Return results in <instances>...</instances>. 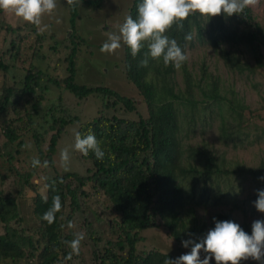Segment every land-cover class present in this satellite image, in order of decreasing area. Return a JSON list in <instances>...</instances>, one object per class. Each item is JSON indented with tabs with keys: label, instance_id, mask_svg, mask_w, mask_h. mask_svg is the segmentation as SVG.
Segmentation results:
<instances>
[{
	"label": "trees",
	"instance_id": "16d2710c",
	"mask_svg": "<svg viewBox=\"0 0 264 264\" xmlns=\"http://www.w3.org/2000/svg\"><path fill=\"white\" fill-rule=\"evenodd\" d=\"M79 2L81 0L69 6L67 0H63L69 7V14L58 15L57 7L52 13L54 16L49 18L48 15L50 27L43 33L19 17L20 24L16 28L9 25L8 15L0 21V32L5 35L14 36L23 26L27 34L38 35V43L53 42L48 49L54 55L53 63H45L41 52L45 47L40 44L33 50L27 66L17 67L25 38L19 35L17 41L12 38L6 49L0 50V72L4 75L9 70L19 73L13 85L3 84L0 88V136L4 139L0 145V173H7L0 174V184H3L0 223L4 230L0 234V261L28 259L29 264H69L65 259L69 253L65 241H71L72 236L63 234L72 215L64 220L60 217L64 216L67 204L72 214L79 210L84 212L79 197L89 199L90 195L81 190L89 185L94 193L101 192L105 197L101 207L118 218L110 221L108 230L114 238L106 241L103 254L97 257L99 264L107 261L109 264H164L167 258L175 260L172 254L158 251L137 255V244L142 241L140 234L148 229L164 228L179 246V251L184 248L182 241L191 238L199 242L197 238H204L206 231L214 229V218L233 221L251 235L252 223L246 218L248 213L254 215L257 211L254 206L256 192L264 189V181L260 179L264 177V161L250 167L242 161L219 160L206 149H198L187 142L189 134L196 132L197 124L202 126L203 134L215 120H218L220 139L225 145L237 140V144H233L236 147L251 136L254 137L252 143L258 142L264 138V128L249 124L244 115L249 106L237 99L234 102L236 96L232 89L229 90L231 101L222 90L219 78L205 65L200 67L199 77L191 74L187 62L176 69L171 64L165 66L162 58L154 60L149 56L148 67H142L141 61L148 54L147 44L135 58L125 45L117 62L109 60L112 54L100 51L107 36L101 34L97 25H83L86 18L78 14ZM140 3L142 0H133L127 16L138 18ZM43 20L46 21L45 17ZM182 23L183 30L173 25L166 33L182 49L187 45L192 47L197 41L212 48L230 71L246 72L248 81L257 79L258 70L264 68L261 53L264 28L251 7L232 16L222 13L207 18L193 13ZM103 29H107V33L109 28L104 25ZM189 34L192 39L186 40ZM238 46L247 49L254 59L253 64L248 59L243 60ZM54 67L60 70L66 67L63 77L53 74ZM97 71L104 79L89 84ZM178 75L183 87L177 82ZM109 79L129 86L140 99L114 90L106 83ZM250 85L256 91L264 87L261 81ZM56 89L58 93L54 92ZM65 93L84 102L90 97L97 100V116L92 119L70 117L71 110L61 105ZM45 98L50 103L46 108L41 105ZM139 102L146 105V117L138 109ZM179 107L184 109L183 113ZM37 119L41 120L38 124ZM72 124H77V133L81 136L90 131L94 133L106 153L103 160H98L94 153L84 156L74 149L88 162L89 168L84 175L64 174L55 166L54 155L59 142L65 128ZM109 153L115 155V160L109 159ZM33 158H38L41 165L47 160L49 166L33 168ZM10 177L20 182L26 192L34 194L32 205L25 209L35 222L31 229L11 225V222L21 223L19 206L28 199L20 188L12 191L4 186L5 179ZM247 180L254 193L241 198L242 184ZM55 195L61 197L62 209L56 221L49 225L42 217ZM197 210L207 213L209 220L204 221ZM236 212L243 216L241 223L235 217ZM262 215L264 220V213ZM91 239L102 240L95 231ZM184 250L191 251V247ZM255 262L258 261L249 264Z\"/></svg>",
	"mask_w": 264,
	"mask_h": 264
},
{
	"label": "rangeland",
	"instance_id": "374dc122",
	"mask_svg": "<svg viewBox=\"0 0 264 264\" xmlns=\"http://www.w3.org/2000/svg\"><path fill=\"white\" fill-rule=\"evenodd\" d=\"M89 1V2H84ZM61 2V6H58V15H63L62 17H65L69 14V7H66V5L63 3V0H58V3ZM97 0H81V2L78 3V14L81 16L82 14L88 15V18L83 21V25L87 23L90 27L97 25L101 31V34L104 36H107L108 32L118 33L119 27L123 24L125 21V18L128 15L129 9L132 6L133 0H102L99 3H96ZM89 3L93 4V6H90ZM64 5V6H63ZM252 10L255 12V14L258 15L261 26L264 28V0H259V3L255 6H250ZM0 11V21L5 18L7 15L9 16V25L16 28L18 24H20V21H18V17H16L11 12L2 13ZM55 14H52L49 16L52 17ZM82 15V16H84ZM61 17V18H62ZM48 18V15L45 16V20L43 22L45 24L50 23V20ZM58 24H56V29H58ZM108 27V32L105 31L107 29H103V26ZM70 31V30H69ZM64 32H62L63 34ZM58 34V33H56ZM14 36L10 34H4L0 32V50H5L6 47L9 45L10 41L13 40L12 38L16 39L19 35L20 38H23L22 40V54L20 59L16 62L17 67L22 66L26 67L27 64L31 61L30 57L32 53L40 44L44 45V49L41 51L42 54L45 56L46 61L45 63H53L54 55L53 52L48 49V46L50 43L53 42H47L41 41L38 43V35L34 33L27 34L23 26L21 27V31L18 34H13ZM66 35H69L67 33ZM202 38L205 39L204 34L202 33ZM59 38L61 36L58 35ZM50 38L47 36V39ZM19 39V38H18ZM226 48V46H224ZM239 52L242 51L243 54V60H247L253 64L254 59L251 56V54L247 51V49L244 46H238ZM121 49H118L115 54H112V56H109V60L111 61H118L119 55L121 54ZM185 51L189 55V60L187 61V65L189 67V70L192 71L191 73L193 76L199 77L200 76V67L206 66L207 70L211 72L214 76L218 77L220 80V85L222 87V90L228 95V98L232 101V95L229 93V90L232 89V92L234 96V102L235 99L243 101L246 105H248V109L244 112L245 117L248 119V122L251 126L258 125L262 128H264V87L261 86V88L256 91V89L252 88L250 84L255 83L256 81H261L264 83V68L258 70V76L257 79H253L251 81L246 80V72L243 74H240L238 72H232L229 69H227L222 60L218 57V55L213 52V49L209 46H202L197 41L194 42L192 47H189L188 45L185 48ZM264 55V49H262L261 52ZM62 55V54H61ZM15 62V61H14ZM11 63V61H10ZM9 63V64H10ZM53 68V66H51ZM66 67H63L62 70L60 68L54 67V70L56 72H53V74L57 77H63V73L65 72ZM19 75L18 72H13L11 70L8 71L7 75H4L3 72H0V88L3 84L7 85H13V83L17 80L15 76ZM94 76L90 79V83H97L103 78V75L97 71V73L94 72ZM123 77V76H120ZM7 78V79H6ZM6 79V80H5ZM177 82L180 87H183L181 76L178 75ZM114 90H117L119 93L124 94L126 96H133L135 99L138 98L137 94L132 91V89L128 86H125L120 82V84L113 79H109L108 82ZM119 84V85H118ZM118 85V87H117ZM55 93H58V90L56 89L54 91ZM140 98H138L139 100ZM138 109L141 112L143 116L146 117L147 115V108L144 103H137ZM44 106V108L49 107L50 103L47 102V99L45 98L44 101L41 104ZM61 105L64 109H70L71 114L70 117L72 118H81L84 117L86 119H92L97 116V113L99 112V102L97 100H94L93 98H88L85 102L80 101L76 98H74L70 94H64L61 99ZM179 110L181 113L184 112V109L182 107H179ZM198 114H196V117ZM13 118V116H11ZM26 119V117H25ZM135 120L137 118H134ZM41 120L37 119V123H40ZM236 123V122H233ZM77 124L68 125L65 128V132L63 134V137L61 141L59 142L58 149L56 150V153L54 155L55 160V166L57 170L60 172L66 174V173H76L78 175H84L89 168L88 162L83 160L82 156L78 155V152H76L74 149L75 144V138L77 134ZM250 126V127H251ZM202 126L200 124L196 125V132L193 134H189V138L187 142L192 145L193 147H197L198 149H206L209 153H212L215 155L219 160L224 158L226 161L233 160V161H242L246 165L250 167L257 166L261 161H264V138L259 140L258 142H253L251 139L254 137L251 136L248 141H244L242 144H238V146L233 147V144H237V140L229 141L228 145H225V143L222 142L220 139V131L218 129V120H215V122L211 125V127L207 128L204 133L202 134L200 130ZM252 129V128H251ZM253 135V130H252ZM4 142V139L0 136V145ZM67 148L70 153V165L67 171H65L64 167L61 164L60 159V153ZM0 162H2L0 160ZM2 175H5L7 173H0ZM91 175V174H90ZM89 175V176H90ZM3 184H0V188H2ZM4 186L8 189L14 191L16 188H20L22 191V195L25 196L28 200L23 201L22 205H20V213L22 221L19 225L11 222V225L21 228L31 229V226L35 223L33 220L30 219V216L25 212V209H28L32 205V199L34 197V194L32 192H26L27 190H24L22 184L15 180L13 177L5 179ZM16 186V187H15ZM242 188L244 189V192L240 196L241 198H245L246 196H251L254 193L253 186L251 185L250 181H245L242 184ZM84 193H88L90 195L89 199H86L85 197L80 196L79 200L81 202L78 203L83 206L84 212L79 210L78 212H74L72 214L71 207L69 204H67V207L64 211V220L68 215H72L71 223L72 227H68V223L65 225L64 234L63 236L70 235L72 236V239L75 238V234L78 232H82L85 235L84 241H82V247L80 255H73L72 259L69 260V264H99L100 261L97 259V257L103 254L104 247L106 244V241L111 240L114 238L109 233V225L110 221L114 220L116 216L112 215L111 213L107 212L105 210V207H101V203L104 200V196L101 194V192L94 193L91 189V186H85L81 189ZM101 195V196H100ZM104 197V198H103ZM30 214V212L28 211ZM94 214V216H93ZM197 215L204 218V221H208L209 218L207 216V213L197 210ZM235 217L238 221V223H241L243 220V216L240 212L235 213ZM98 218V219H96ZM118 219V218H116ZM257 219H263V215L258 210L254 213V215L248 213V217L246 218V221L249 223H253V221ZM88 223H91V225H88ZM69 230V232H68ZM73 231V232H71ZM95 231V233L99 234V239H102L101 241H93L91 239L92 232ZM209 231V230H208ZM205 232V236L207 232ZM3 224L0 223V234H3ZM142 241L137 244L136 252L137 255L146 256L148 253H151L153 251H158L161 253H168L172 254L174 258H178L182 254H185L187 252H190L188 250H184V248H181L182 250L179 251V246L174 243V241L168 236L166 230L162 227L156 228V229H148L141 234ZM65 249L69 252L71 249L67 246L65 243ZM205 253H201V258H203ZM255 261L252 259H249L247 261H241V264H249L250 262ZM216 262L213 258V260L210 262ZM0 264H29L28 259H23L19 261L11 262L8 261H0ZM106 264H109L108 261ZM253 264H262V262H255Z\"/></svg>",
	"mask_w": 264,
	"mask_h": 264
},
{
	"label": "clouds",
	"instance_id": "9594fccd",
	"mask_svg": "<svg viewBox=\"0 0 264 264\" xmlns=\"http://www.w3.org/2000/svg\"><path fill=\"white\" fill-rule=\"evenodd\" d=\"M76 3L77 0H67L69 6H74ZM258 3L259 0H142V3L138 4V18L133 19L131 15L127 16L119 27L118 33L109 32L107 34V39L100 51L115 54L118 49L126 45L135 58L147 44L148 54L141 61L142 67H148L150 56L154 60L162 58L165 66L171 64L179 69L189 60V55L175 39L166 35L173 25L183 30L182 22L193 13H199L207 18L216 17L222 13L232 16L241 14L246 8ZM57 7L58 0H0V11L13 13L23 21L36 26L41 33L48 31L50 27L43 23V18L46 15L50 16ZM83 17L87 19L86 16ZM185 39L191 40L192 36L186 35ZM101 144L102 142L97 140L95 134L90 131L86 136L76 134L74 148L84 156L94 153L98 160H103L106 153ZM108 157L115 160L114 154L109 153ZM60 159L67 171L71 160L67 148L60 153ZM31 163L33 168L49 166V161L45 160L41 165L38 158H33ZM260 179L264 181V177ZM256 195L257 200L254 206L259 212L264 213V189L257 190ZM46 199L45 197V201ZM61 209V197L55 195L42 219L49 225L53 224ZM214 223V229H210L204 238H197L199 242L191 238L182 241L184 248L191 247L190 252L182 254L175 260L167 258L164 264H210L213 258L216 264H241V261L249 259L264 264V220L253 221L251 235L233 221H219L214 218ZM72 226L69 222L68 227ZM189 236L191 237L192 234L189 233ZM84 239V233L78 232L74 239L65 241L71 249L66 260H71L73 255H80ZM202 252L205 253L203 258H201Z\"/></svg>",
	"mask_w": 264,
	"mask_h": 264
}]
</instances>
